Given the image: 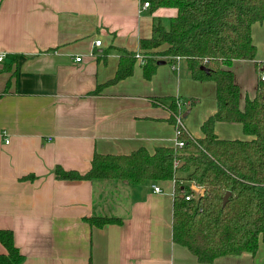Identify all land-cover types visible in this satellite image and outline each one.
I'll list each match as a JSON object with an SVG mask.
<instances>
[{
  "label": "crops",
  "instance_id": "crops-1",
  "mask_svg": "<svg viewBox=\"0 0 264 264\" xmlns=\"http://www.w3.org/2000/svg\"><path fill=\"white\" fill-rule=\"evenodd\" d=\"M142 3L0 0V229L12 231L21 264H264L261 240L255 253L209 263L174 243L172 180L133 184L54 176L56 165L85 173L95 152L172 146L167 97L182 102L189 134L203 136L201 124L216 110V86L192 79L184 59H159L164 63H156L150 78L136 60L130 76L91 93L114 77L120 49L141 52L139 40L152 36L153 25L167 29L177 14L175 7ZM251 37L254 60L235 59L229 67L241 109L256 93L254 61H264V20L252 24ZM214 132L221 139L253 138L239 122L218 121ZM91 215L122 223L91 227L84 220Z\"/></svg>",
  "mask_w": 264,
  "mask_h": 264
},
{
  "label": "trees",
  "instance_id": "trees-1",
  "mask_svg": "<svg viewBox=\"0 0 264 264\" xmlns=\"http://www.w3.org/2000/svg\"><path fill=\"white\" fill-rule=\"evenodd\" d=\"M143 1H148L151 9L177 8L167 29L154 24L152 36L139 40L143 76L150 78L159 59L172 63L178 56L184 59L192 79L215 82L216 110L202 122L203 136L195 138L181 130L177 139L183 141L182 146H159L153 152L139 147L128 154L95 152L85 173L56 165L54 176L133 184L172 180L174 243L186 247L201 263L222 255L255 253L259 241L264 242V61H254L256 93L245 98L242 109L239 86L229 67L235 59L254 60L251 26L264 20V0ZM120 50L114 77L91 93L132 74L136 52ZM166 99L168 120L174 125L176 115L182 117V102ZM218 121L239 122L244 134L253 138H218L214 132ZM191 184L201 190L196 192ZM84 220L91 227L122 223L121 218L108 215H91ZM0 243L6 249L0 253V264H21L24 256L10 229H0Z\"/></svg>",
  "mask_w": 264,
  "mask_h": 264
},
{
  "label": "built area",
  "instance_id": "built-area-1",
  "mask_svg": "<svg viewBox=\"0 0 264 264\" xmlns=\"http://www.w3.org/2000/svg\"><path fill=\"white\" fill-rule=\"evenodd\" d=\"M142 6L143 7H148L149 6L148 1H143ZM100 43H101V40L100 39H96L94 41V44L97 45V46L100 45ZM135 56H136V60H139L140 63H141L142 60H143V55L140 52H136ZM2 58H3V55L1 54L0 55V60ZM175 59L176 60H179L180 57L177 56ZM75 60H80V57H76ZM172 66H174V64H172ZM261 78H264V77L261 76ZM175 119H176V123L174 124V128H175L176 139H175L173 145L182 146L183 145V141L177 139V137H178L179 133H181V130L187 132V129H186L185 125H184L183 119H182V117H181L180 114L176 115ZM5 141H7V139ZM191 188L194 189L196 192H198V189H196L195 185L191 184ZM153 190L154 191H159L160 190V187L158 185H155L154 184L153 185ZM186 198H188V196Z\"/></svg>",
  "mask_w": 264,
  "mask_h": 264
},
{
  "label": "water",
  "instance_id": "water-1",
  "mask_svg": "<svg viewBox=\"0 0 264 264\" xmlns=\"http://www.w3.org/2000/svg\"><path fill=\"white\" fill-rule=\"evenodd\" d=\"M157 63H159V64H160V63H164V61H163V60H158ZM201 68L204 69L203 66H201ZM228 195H229V192L225 193V195L223 196V199H222V204H224V203L226 202V200H227V198H228Z\"/></svg>",
  "mask_w": 264,
  "mask_h": 264
},
{
  "label": "rangeland",
  "instance_id": "rangeland-1",
  "mask_svg": "<svg viewBox=\"0 0 264 264\" xmlns=\"http://www.w3.org/2000/svg\"><path fill=\"white\" fill-rule=\"evenodd\" d=\"M256 53H257V49H256ZM256 56V55H255Z\"/></svg>",
  "mask_w": 264,
  "mask_h": 264
}]
</instances>
